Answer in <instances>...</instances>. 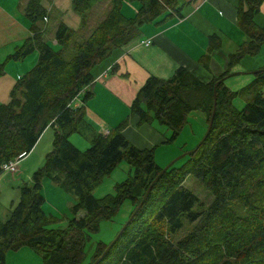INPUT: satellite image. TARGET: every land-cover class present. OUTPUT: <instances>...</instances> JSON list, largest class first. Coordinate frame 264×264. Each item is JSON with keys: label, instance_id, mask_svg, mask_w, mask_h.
<instances>
[{"label": "trees", "instance_id": "16d2710c", "mask_svg": "<svg viewBox=\"0 0 264 264\" xmlns=\"http://www.w3.org/2000/svg\"><path fill=\"white\" fill-rule=\"evenodd\" d=\"M102 1L72 0L82 28L61 22L56 49L45 39L48 12L42 0H27L31 35L0 61L1 77L8 62L39 53L35 65L15 81L9 99L0 103V175L4 164L22 159L48 127L54 129L44 164L30 182L19 185L20 200L10 217L0 218V264H6L9 252L22 248L38 253L43 264H93L101 256L98 264H264V68L238 91L225 83L233 75L231 67L261 50L264 25L257 16L264 0L239 1L238 25L248 39L230 54L224 73L206 81L180 66L170 78L151 75L129 116L107 134L95 133L91 145L81 150L70 136L86 122L84 102L94 95L96 68L140 36L147 24L182 16L180 0H110V10L84 37L88 13ZM127 3H139L132 16L123 11ZM222 44V37L213 34L209 51ZM71 51L75 54L68 58ZM200 60L207 66L209 55ZM79 96L84 104L76 106ZM238 96L246 101L241 109L234 104ZM198 110L209 129L179 167H160L156 146L139 148L123 132L132 117L138 125L158 121L171 132L166 138L170 143L188 114ZM123 160L131 166L129 176L115 184L114 192L96 197L94 188ZM189 176L213 196L208 205L198 204L197 194L185 186ZM45 179L78 198L65 227H52L57 218L43 208ZM126 200L134 206L129 223L113 245L99 241L85 263L90 233L113 219ZM81 210L84 214L77 216Z\"/></svg>", "mask_w": 264, "mask_h": 264}, {"label": "crops", "instance_id": "0c3cea01", "mask_svg": "<svg viewBox=\"0 0 264 264\" xmlns=\"http://www.w3.org/2000/svg\"><path fill=\"white\" fill-rule=\"evenodd\" d=\"M239 1L182 0L180 6L183 19L144 26L140 36L122 47L110 60H106L96 68L97 77L92 85L94 95L84 102L86 122L78 132L70 136L71 141L77 147L83 148L89 145V141L95 133L107 134L113 127L121 123L129 116L133 100L151 75L170 78L180 66L195 72L206 81L222 74L225 71L223 69H226V64L228 66V59L223 57V62L219 66L212 63L213 57L221 56V52L209 53V68L201 63L200 58L208 52L209 45L208 33H204V35L202 33L205 32L204 30L210 29L209 32L219 34L222 37V47L224 45L232 46L229 49L235 48L236 50L240 43L248 39V36L238 25L237 5ZM102 2L105 3L103 19L111 8V2L109 0ZM42 3L48 12V17L43 22L46 31L45 36L47 32L54 36L61 22L77 30L82 28V18L74 10L72 0H42ZM26 4L27 0H0V61H4L17 46L23 44L31 35L30 21L25 13ZM132 4L124 5L126 13L125 10L123 11L128 16L134 15L139 7L137 3L134 6H129ZM257 20L264 25V1L260 6V14L257 16ZM190 21L195 24H191ZM187 32L194 34L196 40L190 41L189 37L187 38ZM147 40L152 42L146 44ZM54 42L56 43L55 38ZM38 57L39 53L36 51L24 61H11L6 64V72L0 77V103L9 99L10 90L17 78L31 69ZM235 67H237L235 69L236 75H239L237 76L238 80L229 86L237 89L249 84L254 79V73L264 68V43L258 54L246 55ZM82 103L81 96L75 99L74 104L76 106ZM161 127L162 125L155 124V121L138 125L136 118L132 117L123 132L139 148L158 147L159 144L166 143L168 134ZM49 129L39 139L33 152L29 156L28 154L25 155L24 157H28L22 162L20 161L21 164H18L15 172L19 173L24 169L27 177L31 180L33 172L42 165L44 162L42 160L49 152L48 150L43 153L45 143L43 144L44 147L42 146V160L40 159L36 163H26V161L40 147ZM82 129L88 131V134L85 136L86 144L82 141L81 144L84 146L80 147L81 144L74 142V137ZM53 137L54 132L50 137L51 144ZM48 141L49 136H46V143ZM46 185L48 184L45 183L42 187L44 188ZM29 249L22 248L16 253H21L28 258V261L19 258L16 263L12 264H42L31 254L36 252ZM10 255L8 253L6 264H10ZM31 260H35V262L32 263Z\"/></svg>", "mask_w": 264, "mask_h": 264}, {"label": "rangeland", "instance_id": "374dc122", "mask_svg": "<svg viewBox=\"0 0 264 264\" xmlns=\"http://www.w3.org/2000/svg\"><path fill=\"white\" fill-rule=\"evenodd\" d=\"M110 1V0H109ZM182 1V0H180ZM129 4V3H127ZM132 4V3H130ZM136 4V3H134ZM134 4L129 5V6H134ZM139 4V3H138ZM104 6L105 3L103 2H98L96 5H94L91 10L88 13V26L86 27V32H84V37H87L90 35V33L94 30V28L98 25V23L101 21L103 15H104ZM128 6V5H125ZM124 6V8H125ZM123 8V10H125ZM127 8V7H126ZM106 13V12H105ZM126 13V10H125ZM135 14V13H134ZM183 19V15H175L171 20H181ZM53 21L51 22L52 25ZM191 24H195L193 21H190ZM202 34L208 33V38L211 39V36L213 35L210 29L208 31L204 30ZM52 33V32H51ZM56 33V31H55ZM55 33L54 36L50 35V32H47V35L45 36V39L54 47V48H59V46L54 42L55 38ZM189 37L190 41H195V35L192 34L191 32H187V38ZM232 46H227L224 45L222 48L209 51V45H208V52L205 53L206 55H209V61H210V52H221V56L218 57H213L212 63L215 65H221L223 62V57L225 59H228V64L230 60V54L235 52V48L229 49ZM74 51H71L67 57L72 58L74 56ZM208 61V62H209ZM209 64L206 66L209 68ZM238 64V63H237ZM237 64H235L233 67H231V73L233 75H236L237 72H235V67ZM229 68V65L227 66L226 64V69L224 68L223 71L227 70ZM224 71V72H225ZM223 72V73H224ZM222 73V72H221ZM231 75L228 77L225 81L226 85L230 87L232 83H234L237 79V76ZM219 76V75H218ZM230 80V81H229ZM246 85V84H245ZM245 85L234 89L231 88L234 91H238L241 88H243ZM245 98L243 96H238L234 99V104L237 108L241 109L245 105ZM120 124V123H119ZM118 124V125H119ZM155 124H159L158 121H155ZM117 125V126H118ZM161 125V124H159ZM49 131L46 133L44 137V141L40 144V147L36 149V151L32 154V156L26 161L30 163H36L40 159L42 160V146L44 147L45 143V150L43 148V153L44 151H50L52 149V144L50 142V137L54 132V129L51 127ZM47 128V129H48ZM115 128V127H113ZM163 131L167 132V138L170 136V131L162 125L161 127ZM47 129L43 132V134L47 131ZM209 129V124L206 120V116L202 111H192L188 114V119L181 130L180 134L177 136V138L170 142V143H165V144H159L158 147H156L155 150V161L156 163L162 167L166 168L169 165H173L175 167L181 166L183 163L186 162L187 158L189 157V153L196 149L198 145L202 142L204 139L206 133L208 132ZM42 134V135H43ZM78 135L74 137V142L77 144H81L82 141L85 142L86 144V134H88V131L86 130H81ZM46 136H49V141L46 143ZM42 137V136H41ZM40 137V138H41ZM81 138V139H80ZM71 140V139H70ZM130 141V140H129ZM53 142V140H52ZM131 142V141H130ZM132 143V142H131ZM133 144V143H132ZM91 145V140L89 141L88 146H84V144H81L79 148L81 150L87 149ZM134 145V144H133ZM47 149V150H46ZM33 152V150L28 154V156ZM28 156L24 157L23 159H20L22 162L25 160ZM46 156V155H45ZM19 163L21 164V162ZM44 160H42L43 162ZM18 163V164H19ZM44 162L42 163V165ZM131 173V166L126 160H123L119 166L110 174L104 177L102 182L98 184L94 190L93 194L100 198L108 193L114 192V186L116 183L121 182L125 180L129 174ZM30 182V178L27 177L26 172L24 169H22L19 173L15 172L13 174H10L8 172H4L3 174L0 175V218L5 221L10 217L11 214V209L14 208L17 203L20 200V191L18 186L23 183V182ZM48 184L42 187V193L45 196V203H44V210L47 213L53 214L57 220L53 223L52 227H65L68 224L69 218L72 217V211L71 208L73 205H75L78 201L77 196L64 189L61 185H59L56 182H53L50 179H45L43 181V184ZM42 184V185H43ZM185 186L192 189L198 196L199 203H204L208 205L211 200L213 199V196H209L207 191L197 184V180L193 176H189L188 179L185 182ZM134 206L131 203L130 200H126L119 208L118 213L114 216L113 219L111 220H103L100 224V229L97 232H92L90 233V239L87 242L86 245V254L87 258L85 260V263L89 262L91 260V257L93 255V252L95 250L96 244L99 241H103L105 243H111L114 241V239L118 236L119 232L122 230V228L125 226V224L129 221V217L131 212H133ZM84 214V211L81 210L77 216H82ZM30 250V249H29ZM17 252H9L10 257H9V263H16L19 258H22V260L28 261V258L23 256L21 253L16 254ZM39 262L42 261V257L37 254V253H31ZM35 254V255H34ZM32 263L35 262V260H31Z\"/></svg>", "mask_w": 264, "mask_h": 264}, {"label": "built area", "instance_id": "2783aa9c", "mask_svg": "<svg viewBox=\"0 0 264 264\" xmlns=\"http://www.w3.org/2000/svg\"><path fill=\"white\" fill-rule=\"evenodd\" d=\"M152 41L151 40H147L146 44H150ZM20 157H17L15 160H12L6 164L3 165V170L4 172H8V173H14L18 167V163L20 161Z\"/></svg>", "mask_w": 264, "mask_h": 264}, {"label": "water", "instance_id": "95a60500", "mask_svg": "<svg viewBox=\"0 0 264 264\" xmlns=\"http://www.w3.org/2000/svg\"><path fill=\"white\" fill-rule=\"evenodd\" d=\"M215 105H216V102H215ZM213 119V118H212ZM130 221V220H129ZM129 221L125 224V226L122 228V230L126 227V225L129 223ZM121 230V231H122ZM121 231H120V233H121ZM120 233L118 234V236L114 239V241L111 243V245H113L114 243H115V241H116V239L120 236ZM102 257L103 256H101L100 258H98L93 264H98L99 263V261L102 259Z\"/></svg>", "mask_w": 264, "mask_h": 264}]
</instances>
